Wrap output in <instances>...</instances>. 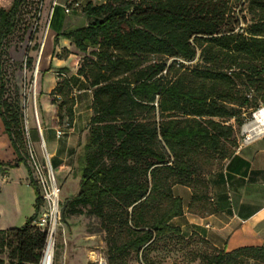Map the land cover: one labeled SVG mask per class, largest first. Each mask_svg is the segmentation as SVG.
Returning <instances> with one entry per match:
<instances>
[{
    "label": "trees",
    "instance_id": "trees-1",
    "mask_svg": "<svg viewBox=\"0 0 264 264\" xmlns=\"http://www.w3.org/2000/svg\"><path fill=\"white\" fill-rule=\"evenodd\" d=\"M30 1L36 30L43 0L0 6V118L16 154L0 159L2 173L26 163L23 99L8 93L2 56ZM81 12L86 24L56 33L92 55L78 68L92 92L91 115L75 156L78 190L65 198L62 217L85 208L99 218L110 258L134 252L151 264L152 245L182 233L172 222L184 211L174 185L191 189L188 209L209 211V175L238 146L231 120L241 124L264 105V0L87 1ZM23 65L33 69L29 53ZM67 88L64 79L50 94L52 102L63 98L69 126L76 100L67 101ZM29 184L34 212L0 229V264L40 260L46 232L35 220L43 201L31 173ZM192 235L206 247L199 264H264V245L227 251Z\"/></svg>",
    "mask_w": 264,
    "mask_h": 264
},
{
    "label": "crops",
    "instance_id": "crops-1",
    "mask_svg": "<svg viewBox=\"0 0 264 264\" xmlns=\"http://www.w3.org/2000/svg\"><path fill=\"white\" fill-rule=\"evenodd\" d=\"M65 1L58 0L59 11L50 22L54 30H51L50 36L46 39V46L41 55L42 72L38 81L37 99L43 112L44 119H40V122L43 137L47 135L44 141L52 167L59 180L68 181L71 178L78 180L74 175L75 156L79 141L85 133L84 126L91 107L85 110L74 109L71 125L62 129L61 136L56 135V130L61 129V125L53 119L55 106L50 92L56 86L55 74H63L60 69L69 66L73 56L72 46H74L70 39L62 35L56 36V33L76 25L63 17L62 4ZM62 51L65 53L61 54ZM88 91H90L89 88L76 90L78 93ZM78 103L76 99L75 106ZM0 122L3 128L1 119ZM29 127L36 130L34 119H29ZM36 132L39 136L37 130ZM9 145L13 154L9 158L10 161L0 158L5 162H13L16 158L10 141ZM5 168L6 171L3 173L0 170V176L14 175L15 178L11 176V181L26 186L30 199L26 203L18 199L7 203L5 210L0 209V229L22 225L34 212L35 201L34 189L29 184V174H32V170L28 159L26 163L21 162L15 167L6 166ZM209 180L211 209L203 213L188 209L191 198V189L188 186L174 185L173 191L182 198L184 211L181 215L174 217L172 222L188 234L196 233L207 239L218 249L228 251L244 245H264V135L236 148L234 154L224 161L223 166L209 175ZM42 208L41 205L40 210ZM4 259L5 264H10L6 257Z\"/></svg>",
    "mask_w": 264,
    "mask_h": 264
},
{
    "label": "rangeland",
    "instance_id": "rangeland-1",
    "mask_svg": "<svg viewBox=\"0 0 264 264\" xmlns=\"http://www.w3.org/2000/svg\"><path fill=\"white\" fill-rule=\"evenodd\" d=\"M80 1L82 6L87 1L99 3L104 0ZM66 2L67 0L65 3ZM11 3L12 0H0V6L4 8H8ZM31 5L32 2L30 1L25 7L22 6L20 8L16 27L14 31L7 36L4 42L2 56L3 69L7 81L8 93L12 96L14 93L22 95V99L25 101L24 110L28 119H36V111L38 119H44L38 99H36V104L34 105L32 98H29L27 94L29 91L30 79L33 78L32 73L40 50V47L39 49H36L33 45L34 43H39L40 46L41 41L44 39V48L46 46V39L50 36L51 30H54V27L53 25L51 26V24H49L48 28L46 27V19L51 6V0H43L41 18L36 30H34L35 23L29 9V6ZM81 6L79 8H74L69 12H65L63 9V17L68 19L69 22L73 21V23L76 24L75 26L86 24L90 18L82 14ZM54 9L55 15L59 11V6L54 7ZM43 48L39 58V67L36 79L37 98L38 81L42 72L40 62ZM72 49L73 56L69 66L60 69L63 74H55L56 83L62 82L64 79L68 80L69 88L66 89L67 101L71 98H74L75 100L77 99L79 103L77 106L74 105L73 109L78 110L80 108L81 110H85L90 106V102L92 100L90 94L92 92L91 89L88 92H76V90L80 88H89L88 81L83 75L79 74L78 68L86 61L87 58H91L92 55L88 52H81L75 46H72ZM26 53H29V55H31L34 59V66L32 70H26L24 68L23 64ZM62 53L65 52L62 51L61 54ZM52 97L53 96H51V99ZM62 99L63 98L60 96L54 97L53 103L55 106V117L53 119L60 123L61 129H65L68 127V118L65 111V105L60 104ZM88 112L90 114L86 118L87 121L84 128H86L91 115V110ZM254 112L251 113L250 116L246 117L241 124H237L236 120H231V123L234 125L233 137L236 145L243 141L242 132L244 125L252 120ZM31 133L37 155L40 159H43L47 151L46 145L45 147L42 145V141L34 128L31 129ZM44 137L46 139L47 135L45 134ZM233 147L236 149V146ZM12 154L9 140L4 133L2 126H0V158L3 160L8 159V161H10L9 158ZM222 163H224V161ZM54 175L61 189L60 197L63 205L65 198L69 194H73L78 190V180L74 178H71L68 181H65L64 179L59 180L55 171ZM7 176L8 175L6 174H2L0 176V192L2 190V196L0 197V209L4 210L7 207V203L9 204L18 199L23 203H26L29 201L28 199H30V193L26 186L18 183L15 184V182L11 181V176L14 175L11 174L9 177ZM205 249V245L197 236L182 231L181 235L172 234L157 240L149 250L148 257L150 258L151 264H199V253ZM107 250L108 246L106 243V234L100 224L99 218L87 213L85 208H83L80 213L69 214L65 219L63 217L61 218L56 233L53 264H98L99 261H104V264H142V257L140 254L137 255L136 253L131 252L123 257L110 258Z\"/></svg>",
    "mask_w": 264,
    "mask_h": 264
},
{
    "label": "built area",
    "instance_id": "built-area-1",
    "mask_svg": "<svg viewBox=\"0 0 264 264\" xmlns=\"http://www.w3.org/2000/svg\"><path fill=\"white\" fill-rule=\"evenodd\" d=\"M58 5V0H51V6L47 16L46 27H49L51 16L54 10V7ZM81 6L80 0H67L66 3L62 4V7L65 12H69L74 8H79ZM44 45V39L41 41L39 56L36 60L35 68L32 73V79H30L28 96L33 100L34 105L36 104L37 99V90H36V79L37 72L39 67V58ZM27 98V97H26ZM25 101H23V106L25 108ZM36 107V106H35ZM35 124L37 131L39 133V138L42 141V145L45 147V141L42 133V126L40 119H38V114L36 111ZM29 119L24 110V131L26 137V149H27V159L30 163L32 175L36 182V186L39 190L40 196L42 198V209L40 210L35 223L37 227L46 232V239L44 247L42 249L41 257L38 264H53L54 255H55V241L57 228L60 224L62 218V200L60 197L61 189L56 181L54 175V169L51 164L50 155L46 151L43 159H40L37 155L36 149L34 147V142L32 141L30 131H29ZM63 134L62 129L56 130V135L59 137ZM243 141L238 144L237 149L253 140L254 138L264 135V132L251 135L243 128ZM105 262L99 261L98 264H104Z\"/></svg>",
    "mask_w": 264,
    "mask_h": 264
},
{
    "label": "bare ground",
    "instance_id": "bare-ground-1",
    "mask_svg": "<svg viewBox=\"0 0 264 264\" xmlns=\"http://www.w3.org/2000/svg\"><path fill=\"white\" fill-rule=\"evenodd\" d=\"M244 130L251 135L264 132V106L254 112L252 120L244 125Z\"/></svg>",
    "mask_w": 264,
    "mask_h": 264
},
{
    "label": "water",
    "instance_id": "water-1",
    "mask_svg": "<svg viewBox=\"0 0 264 264\" xmlns=\"http://www.w3.org/2000/svg\"><path fill=\"white\" fill-rule=\"evenodd\" d=\"M65 206H66V202H64L63 205H62V215H64Z\"/></svg>",
    "mask_w": 264,
    "mask_h": 264
}]
</instances>
